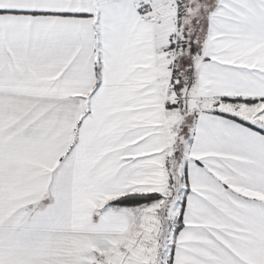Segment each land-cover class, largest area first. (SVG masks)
<instances>
[{
	"label": "snow or ice",
	"instance_id": "1",
	"mask_svg": "<svg viewBox=\"0 0 264 264\" xmlns=\"http://www.w3.org/2000/svg\"><path fill=\"white\" fill-rule=\"evenodd\" d=\"M0 264H264V0H0Z\"/></svg>",
	"mask_w": 264,
	"mask_h": 264
}]
</instances>
